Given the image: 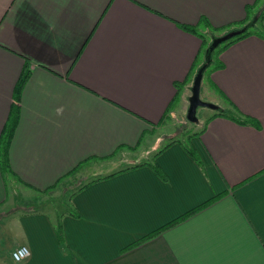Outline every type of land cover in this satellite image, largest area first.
<instances>
[{
    "label": "crops",
    "instance_id": "obj_1",
    "mask_svg": "<svg viewBox=\"0 0 264 264\" xmlns=\"http://www.w3.org/2000/svg\"><path fill=\"white\" fill-rule=\"evenodd\" d=\"M261 1L0 0V136L17 116L0 264L20 246L19 264H264ZM243 26L252 34L209 71L214 108L197 135L161 133L189 108L202 40Z\"/></svg>",
    "mask_w": 264,
    "mask_h": 264
},
{
    "label": "trees",
    "instance_id": "obj_2",
    "mask_svg": "<svg viewBox=\"0 0 264 264\" xmlns=\"http://www.w3.org/2000/svg\"><path fill=\"white\" fill-rule=\"evenodd\" d=\"M263 17H264V10L257 16V20L256 21L257 22H261ZM249 29H250V27H247V26L240 27L239 29H224L223 32H222V36H225V35H227V34H229L231 32H235V31H241V32L238 33L237 35L231 37V38H228L226 41L221 42L217 47L212 48V49H211L210 43L206 45L204 43V41L202 40V46H201V50L199 52V56L202 57V63L198 67V69H197L195 74H197V72L202 67H204L203 70H202V75L207 69H209V71H212V70H216V69L222 68L223 66H222V64H221V62L219 61V58H218L219 55L221 54V52L224 49H226L228 46H230L231 44H233V43H235V42H237V41L249 36L250 34H252V32H250ZM185 30H187L189 32H193V30L189 29V28H185ZM217 31H219V30H211V33H214V32H217ZM213 38L215 39V35H214ZM214 56H217V59L215 61H213V57ZM195 67H196V63H195ZM192 71H194V67H193ZM28 75H29V69H28V64H27V65L24 66L23 72L21 73L20 78H19V80L17 82V85H16L15 98L17 100L19 99L22 87H23ZM186 80L182 83L183 85L186 83ZM176 87H178V86H176ZM169 110H170V107L168 108V111ZM214 116L228 117V118L234 120L236 123L241 124V125H248V124L252 123L251 119L239 114V112L236 111V110H234V113H232V114L221 110V111H218L217 114L213 115V117ZM211 118L207 119V121H209ZM16 124H17V116L15 114H12V115L9 116V119H8L6 125L4 126V128H3L2 132H1V136H0V169H1V172L3 174L6 173V172H10L9 159H8V149H9V145H10V142H11V137H12V134H13L14 129L16 127ZM196 135H197V133H194L192 135L187 136L186 137V141L188 142V140H190V138H192V137H194ZM185 148H186L187 152L191 155V157L194 158L195 160H197V158L195 156V153L192 150L190 144H187L185 146ZM143 165H145V164H139V165H136L135 167H140V166H143ZM149 166L152 169H155L158 172V170L156 169V167L153 164H149ZM79 167H80V165H79ZM79 167H76L75 169H73V171L67 176H70L71 174H74ZM115 174L116 173H113V174L109 175L108 177H112ZM108 177H106V178H108ZM193 211H190L189 213L177 218L176 220H174V221L170 222L169 224L165 225L164 227H162V228L154 231L153 233L147 235L146 237H144L139 242H142L144 240L150 239L154 235L159 234L161 231L173 226L174 224L179 222V220H181L183 218H186L189 215H191L193 213ZM57 233H59V236H60V224L59 223L57 225ZM132 246H135V245H132Z\"/></svg>",
    "mask_w": 264,
    "mask_h": 264
},
{
    "label": "rangeland",
    "instance_id": "obj_3",
    "mask_svg": "<svg viewBox=\"0 0 264 264\" xmlns=\"http://www.w3.org/2000/svg\"><path fill=\"white\" fill-rule=\"evenodd\" d=\"M263 2V6L261 5L260 7V12H262L264 10V0L261 1V3ZM214 35H215V39L216 38H221L223 37L222 36V33H217V34H212V37H208L207 38V44L210 43V46L212 45V42L214 40ZM206 44V43H205ZM206 44V45H207ZM217 59V56H214L213 57V61H215ZM208 75H209V69H207L203 75H202V78H201V83H200V88H199V99L202 101V102H205V103H209L210 102L208 101V96L206 95V91L208 90ZM209 93V92H208ZM187 112H188V108H187V105L185 108L181 109L180 111H178L177 113H175V117L173 118L172 122L170 123L169 127L167 130H163L161 131V133H169V134H172L174 133L175 135L177 134H181V135H185L186 137L189 136V135H192L194 133H197V131L200 130V127H201V123L203 118L205 117V115L207 114H210L212 112L211 109L209 108H206V107H198L197 110H196V113H195V118L197 119V122H190L188 121L187 119ZM160 133V134H161ZM86 170V169H84ZM81 171H83V169H81ZM79 171L78 173H74L72 174L74 177H76L75 181L85 177L86 172H81ZM6 174V173H5ZM6 176L8 177V175L6 174ZM97 176V175H95ZM81 181H78L76 182V186H79L78 184L80 183ZM62 189V188H61ZM57 191L58 192V195L60 196V200H64L66 199L69 194H70V190H65V191ZM36 197H40V196H36ZM56 198L55 197H49L48 199L49 200H52ZM29 205V203L25 204L23 207L24 208H27ZM58 211H60V208H58ZM61 210H64V207L61 208Z\"/></svg>",
    "mask_w": 264,
    "mask_h": 264
},
{
    "label": "water",
    "instance_id": "obj_4",
    "mask_svg": "<svg viewBox=\"0 0 264 264\" xmlns=\"http://www.w3.org/2000/svg\"><path fill=\"white\" fill-rule=\"evenodd\" d=\"M240 32L241 31L231 32V33H229V34H227L221 38L214 39L212 42V45H211V49L217 47L221 42L226 41L228 38H231ZM203 68L204 67H202L197 72V74L194 78L193 84H192V88H191V97H190L189 108H188V112H187V119L190 122H197V119L195 118V113H196V110L198 107H206V108H210V109L214 108L213 105H211L209 103L202 102L199 99V88H200Z\"/></svg>",
    "mask_w": 264,
    "mask_h": 264
},
{
    "label": "built area",
    "instance_id": "obj_5",
    "mask_svg": "<svg viewBox=\"0 0 264 264\" xmlns=\"http://www.w3.org/2000/svg\"><path fill=\"white\" fill-rule=\"evenodd\" d=\"M29 257V250L26 246H20L13 250L10 254L11 260L19 264Z\"/></svg>",
    "mask_w": 264,
    "mask_h": 264
}]
</instances>
